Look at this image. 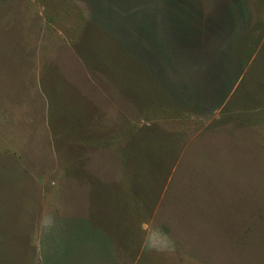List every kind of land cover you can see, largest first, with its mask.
<instances>
[{
	"label": "rangeland",
	"instance_id": "obj_1",
	"mask_svg": "<svg viewBox=\"0 0 264 264\" xmlns=\"http://www.w3.org/2000/svg\"><path fill=\"white\" fill-rule=\"evenodd\" d=\"M0 264H264V0H0Z\"/></svg>",
	"mask_w": 264,
	"mask_h": 264
},
{
	"label": "trees",
	"instance_id": "obj_2",
	"mask_svg": "<svg viewBox=\"0 0 264 264\" xmlns=\"http://www.w3.org/2000/svg\"><path fill=\"white\" fill-rule=\"evenodd\" d=\"M149 29H150L149 27H145V28L142 27V30H141V31H142L143 33H147V32H149ZM89 45H90V44H89ZM240 47H241V46H240ZM243 48H244V47H243ZM90 49H91V48H90ZM91 50H92L93 52L96 51V50H94V49H91ZM95 53H96V52H95ZM96 54H98L101 58H103V57L101 56V54H99V53H96ZM129 88H130V85H129V84H126V89H129ZM123 153H124L125 157H127V158L129 157V155H131V152L129 151V149H128L127 151H124ZM149 157H150V156H149ZM149 157H144V159H148ZM155 159H156V158H155ZM159 160H160V159H159ZM148 161H149V160H148ZM146 162H147V161H146ZM146 165H147V164H145V166H144V168H145L144 172H145V175L147 176V173H146Z\"/></svg>",
	"mask_w": 264,
	"mask_h": 264
}]
</instances>
